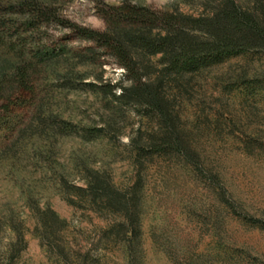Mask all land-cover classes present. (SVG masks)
Wrapping results in <instances>:
<instances>
[{
  "label": "rangeland",
  "instance_id": "374dc122",
  "mask_svg": "<svg viewBox=\"0 0 264 264\" xmlns=\"http://www.w3.org/2000/svg\"><path fill=\"white\" fill-rule=\"evenodd\" d=\"M222 1L0 0V255L19 232L11 264H264V48L165 79L162 119L78 32Z\"/></svg>",
  "mask_w": 264,
  "mask_h": 264
},
{
  "label": "trees",
  "instance_id": "16d2710c",
  "mask_svg": "<svg viewBox=\"0 0 264 264\" xmlns=\"http://www.w3.org/2000/svg\"><path fill=\"white\" fill-rule=\"evenodd\" d=\"M259 3L260 8L254 12L235 0H223L216 11L198 18L123 6L105 13V31L78 32L113 58L130 83L128 87L105 86L104 90L118 100L144 106L165 119L166 107L160 98L165 79L193 77L225 59L264 48V5ZM46 16L36 11L33 16L36 24L30 26L44 24ZM88 51L93 53L94 49ZM154 57L158 58L156 64L151 62ZM155 72L158 75L153 80ZM19 76L25 79L26 71L22 70ZM116 87L118 96L114 92ZM16 234L18 243L23 242L19 232ZM17 244L12 243L8 252L0 255V264L12 263L18 254Z\"/></svg>",
  "mask_w": 264,
  "mask_h": 264
}]
</instances>
